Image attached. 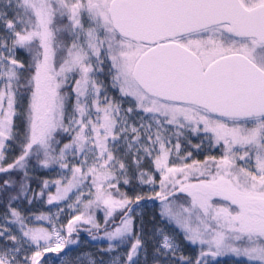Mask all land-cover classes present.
I'll use <instances>...</instances> for the list:
<instances>
[{
    "label": "snow or ice",
    "instance_id": "snow-or-ice-1",
    "mask_svg": "<svg viewBox=\"0 0 264 264\" xmlns=\"http://www.w3.org/2000/svg\"><path fill=\"white\" fill-rule=\"evenodd\" d=\"M224 258L264 264V0H0V264Z\"/></svg>",
    "mask_w": 264,
    "mask_h": 264
},
{
    "label": "trees",
    "instance_id": "trees-1",
    "mask_svg": "<svg viewBox=\"0 0 264 264\" xmlns=\"http://www.w3.org/2000/svg\"><path fill=\"white\" fill-rule=\"evenodd\" d=\"M100 216V219H101V221H102V219H103V215L102 214H100L99 215ZM81 236L84 238V239H87V235H86V233H81ZM226 262H229V261H227V258H224L223 259V261H222V263H226Z\"/></svg>",
    "mask_w": 264,
    "mask_h": 264
},
{
    "label": "rangeland",
    "instance_id": "rangeland-1",
    "mask_svg": "<svg viewBox=\"0 0 264 264\" xmlns=\"http://www.w3.org/2000/svg\"><path fill=\"white\" fill-rule=\"evenodd\" d=\"M102 213H99V215ZM44 226H47L46 224ZM222 264H230V262L222 263Z\"/></svg>",
    "mask_w": 264,
    "mask_h": 264
}]
</instances>
